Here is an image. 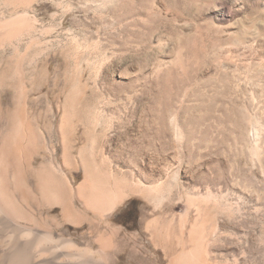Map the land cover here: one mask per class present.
<instances>
[{"label":"rangeland","instance_id":"obj_1","mask_svg":"<svg viewBox=\"0 0 264 264\" xmlns=\"http://www.w3.org/2000/svg\"><path fill=\"white\" fill-rule=\"evenodd\" d=\"M19 12L36 33L5 40L0 32V66L15 63L18 44L26 70L33 60L35 66L49 61L48 83L79 84L74 145L85 130L88 147L101 150L105 166L121 180L139 176L162 187L153 199L130 196L110 215L125 244L147 249V264H170L182 249L176 235L182 232L188 242L191 227L203 224L211 264H264V131L248 132L252 119L264 124V0H246L242 9L232 0H30L24 6L0 0L1 21ZM42 82L24 78L27 87ZM56 96L46 115L50 132H59L64 95ZM43 115L26 110L22 118L46 132ZM175 118L183 132L180 148L172 134ZM178 150L181 168L166 171ZM215 171L222 173L220 182L208 183L204 175ZM147 220H154V232L161 220L168 225L171 256L143 229ZM64 229L76 238L89 230ZM119 255L110 264H143Z\"/></svg>","mask_w":264,"mask_h":264},{"label":"bare ground","instance_id":"obj_2","mask_svg":"<svg viewBox=\"0 0 264 264\" xmlns=\"http://www.w3.org/2000/svg\"><path fill=\"white\" fill-rule=\"evenodd\" d=\"M22 1L24 6L30 0ZM245 1L232 0V3L237 9H242ZM25 14L19 12L12 15L11 19L9 16L8 20H0L1 39L17 40L24 35H34L36 30L33 32L32 29L35 26L27 24ZM261 31L257 30L255 33ZM236 39L244 41L240 34ZM35 40L40 41V37ZM18 45L13 55L15 63L0 66V113L3 116L0 124V264H110L119 254V258L126 254L143 264L149 263V255H144V252L148 253L147 249H143L146 245L142 244L141 253L134 245L125 244L120 238L121 228L112 226L109 218L130 196L141 193L153 199V193H157L162 187L151 183L152 174H146L149 184L143 183L139 176L133 182L121 180L118 171L105 166L102 151L88 147L85 130L78 137L79 141L75 146L73 118L78 93L74 89L79 84L73 82L71 85L66 82L67 86L61 87L58 80L48 83L46 76L49 61L42 60L41 65L35 66L33 60L32 68L26 70L22 67L25 53H21L20 44ZM24 78L33 81L41 79L44 82L27 87ZM60 94L64 95V102L61 106L59 132H50L53 122L46 115L52 110L51 99ZM26 110L37 117L46 113L43 115L46 120L48 118L46 132H37L30 123L25 122L22 117ZM250 116L254 118L255 115ZM7 117L10 118L9 122ZM174 122L175 132L172 134L178 142H175L177 148H180L183 132L176 118ZM250 122L248 132L257 134L264 131V124L257 121V117ZM161 133L159 136L164 138L167 132ZM254 148V154L259 156L260 149ZM181 152H176L177 160L166 171L180 167L181 155L178 154ZM80 175L82 179L77 183ZM204 177L208 183L216 184L220 182L222 173L215 171L213 177ZM188 200L192 204L193 199ZM56 209L58 211L54 212ZM147 221L143 229L150 233L152 240H157L163 255H170L168 225L161 220L154 232V220ZM66 225L77 228L88 225L89 230L82 231L79 235L84 241L68 236L64 229ZM143 232L145 233L144 230ZM188 234V242L183 239L182 232L176 235V244L182 246V249L169 259L170 264H211V238L207 236L205 226L200 224L191 227ZM95 243L98 244V250L93 248Z\"/></svg>","mask_w":264,"mask_h":264}]
</instances>
